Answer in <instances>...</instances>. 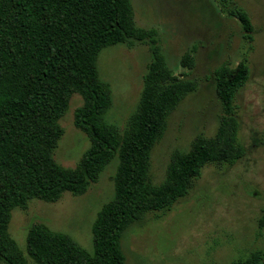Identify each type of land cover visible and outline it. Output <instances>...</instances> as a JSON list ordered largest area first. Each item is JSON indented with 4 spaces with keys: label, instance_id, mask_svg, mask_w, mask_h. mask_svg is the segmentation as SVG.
I'll return each mask as SVG.
<instances>
[{
    "label": "trees",
    "instance_id": "1",
    "mask_svg": "<svg viewBox=\"0 0 264 264\" xmlns=\"http://www.w3.org/2000/svg\"><path fill=\"white\" fill-rule=\"evenodd\" d=\"M231 14L252 39L248 14ZM156 34L137 26L132 0H0V264H30L9 232L13 209H26L33 199L57 202L65 192L85 194L116 156L114 197L92 227L94 252L39 222L26 240L35 264H126L121 240L133 223L149 212L170 210L188 195L206 165H233L246 155L234 104L250 77L242 61L213 73L223 104L216 134L199 135L187 151H174L164 180L155 183L153 150L171 113L197 88L194 80L169 67ZM147 39L153 58L139 103L120 129L106 120L113 97L110 84L100 77L98 57L105 47ZM181 63L194 66L190 54ZM16 88L25 92L4 101ZM75 94L83 99L75 125L91 144L71 168L59 164L54 153L64 133L60 119ZM258 224L264 228V214ZM233 264H264V252L256 250Z\"/></svg>",
    "mask_w": 264,
    "mask_h": 264
},
{
    "label": "rangeland",
    "instance_id": "2",
    "mask_svg": "<svg viewBox=\"0 0 264 264\" xmlns=\"http://www.w3.org/2000/svg\"><path fill=\"white\" fill-rule=\"evenodd\" d=\"M138 27L156 30L160 49L176 75L194 80L197 88L171 113L163 138L152 154L155 183L166 175L171 155L187 151L199 135L213 137L223 114L214 71L223 64L235 68L246 61L250 77L235 98L240 120L239 141L247 153L233 165L210 163L188 195L170 210L147 213L122 236L126 264H233L252 252H264V0H132ZM232 10L245 11L254 30L246 37ZM150 39L105 47L98 57L101 79L111 86L113 105L106 120L124 129L135 111L152 61ZM190 54L194 66H183ZM16 88L10 96H20ZM83 104L72 96L60 119L64 133L55 160L74 168L90 147L87 134L75 125V111ZM116 156L85 194L65 192L57 202L33 199L26 209L15 208L9 232L30 264L26 240L35 223L65 232L90 253L92 227L102 206L114 197ZM5 264V263H3Z\"/></svg>",
    "mask_w": 264,
    "mask_h": 264
}]
</instances>
